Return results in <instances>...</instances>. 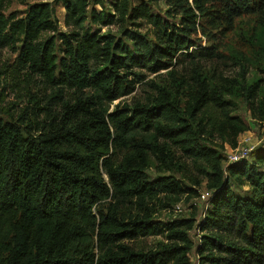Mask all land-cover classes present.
Here are the masks:
<instances>
[{
  "label": "trees",
  "instance_id": "obj_1",
  "mask_svg": "<svg viewBox=\"0 0 264 264\" xmlns=\"http://www.w3.org/2000/svg\"><path fill=\"white\" fill-rule=\"evenodd\" d=\"M6 1L0 0V49L18 52L17 70L41 78L53 92L39 108L44 120L35 131L26 133L0 119V264H192L189 254L195 245L188 231L195 221L162 224L153 218L152 204L161 195L192 193L170 176L150 179L151 153L162 172L173 171L176 159L169 147L204 166L205 186L213 193L201 224L200 259L206 264H264V170L257 164L264 156L257 163L224 167V155L199 142L217 135L235 149L249 131L224 101L233 95V81L211 84L196 64L187 94L155 87L131 111L110 110L144 80L136 70L155 75L199 54L191 51L193 35L199 20H214L211 5L218 0H170L179 24L153 13L146 3L60 0L68 33H58L49 4L17 17L6 15ZM221 2L230 22L264 17V0ZM89 20L129 24L125 41L83 32ZM142 23L152 28L154 39L142 33ZM48 33L58 35L44 39ZM1 76L2 71L0 82ZM65 92L74 96L67 98ZM233 182L247 185L249 195H236ZM158 236L168 241L158 250L132 245Z\"/></svg>",
  "mask_w": 264,
  "mask_h": 264
},
{
  "label": "rangeland",
  "instance_id": "obj_2",
  "mask_svg": "<svg viewBox=\"0 0 264 264\" xmlns=\"http://www.w3.org/2000/svg\"><path fill=\"white\" fill-rule=\"evenodd\" d=\"M92 2L94 0H91ZM107 6L114 0H103ZM170 0H131L133 5L146 3L153 13L159 14L172 24L180 23V16H175L169 6ZM260 3L263 0H253ZM49 4L54 19L58 24V33H68L71 31L65 25V8L60 0H7L4 3L6 15L16 13L17 17H23L27 11L39 4ZM93 8V7H92ZM90 8L89 17H91ZM100 11L99 6H94ZM108 8L109 13H113L112 8ZM211 13L214 20L202 18L199 20L193 40L196 47L191 51L195 53L194 59H184L182 63L169 71H162L155 75H150L146 71L136 70V73L144 75V80L137 85L136 91L124 97L110 106V110L116 108H127L131 111L137 103L146 102L147 98L154 94V88H168L173 91L179 90L183 95L187 94L193 85V71L198 64L202 69L204 77L211 84L217 83L225 85V81H233L231 92L233 95L224 96V101L228 103L232 115L244 120L249 131L243 134L242 140L249 139L250 146L255 150L248 159V163H257L259 157L264 156V17L258 15H247L236 17L229 21L222 10L221 0L215 1L211 5ZM143 24V23H142ZM129 25V24H128ZM123 26H104L94 25L90 20L84 24L83 32H99L101 35H113L117 40L125 41L123 32L128 28ZM152 28L143 24L142 33L148 38L154 39ZM58 33H48L44 39L58 35ZM191 51L189 53H191ZM202 53H208V56ZM193 56V55H192ZM18 52L5 48L0 49V71L2 78L0 82V119L6 123L20 125L23 130L33 132L44 120V114L40 113L39 108L44 106L53 89L39 77H33L25 71L17 70ZM255 93V96H252ZM67 98L74 95L65 92ZM255 97V100L252 99ZM184 101V100H183ZM255 103V104H252ZM143 134L142 137H148ZM199 142L204 147L217 149L226 158L224 167L228 165V158L234 147L231 141L219 136H202ZM160 147H166L163 142H157ZM174 155L175 167L171 172H162V165L157 157L149 154L148 175L151 180L159 177L170 176L175 181L192 191L180 198H167L161 195L160 202H154L153 218L162 224L193 219L195 226L188 231L190 239L194 243V248L189 254L192 264H206L198 255V247L202 242L204 232L201 224L208 217L211 209V195H207L206 180L204 173L206 169L203 165L191 159L183 157V153L175 148L169 149ZM264 170V162L257 163ZM197 183V184H196ZM232 189L238 196H247L250 188L247 185L232 183ZM179 199V200H178ZM107 203L103 206L106 207ZM168 241L164 236L138 239L133 243L134 246H144L148 249L158 250Z\"/></svg>",
  "mask_w": 264,
  "mask_h": 264
},
{
  "label": "built area",
  "instance_id": "obj_3",
  "mask_svg": "<svg viewBox=\"0 0 264 264\" xmlns=\"http://www.w3.org/2000/svg\"><path fill=\"white\" fill-rule=\"evenodd\" d=\"M254 150V146H250L249 139L242 140L239 138L237 147L229 155L228 165L248 161L250 155L254 153ZM207 195H211L212 198L213 193L208 192Z\"/></svg>",
  "mask_w": 264,
  "mask_h": 264
}]
</instances>
